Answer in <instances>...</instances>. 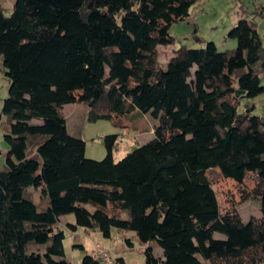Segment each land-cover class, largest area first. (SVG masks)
<instances>
[{"label": "trees", "instance_id": "trees-1", "mask_svg": "<svg viewBox=\"0 0 264 264\" xmlns=\"http://www.w3.org/2000/svg\"><path fill=\"white\" fill-rule=\"evenodd\" d=\"M199 1L15 0L7 16L0 0L11 121L0 264H71L67 231L81 228L133 232L144 264H264V115L241 108L264 92V41L241 9L228 33L236 49L220 50L197 28L202 47L176 46L171 26ZM171 45L163 64L159 47ZM71 103L85 104L89 121L151 113L154 137L116 160L119 135L109 134L106 156L88 158L82 134L69 133ZM213 172L235 182L241 203L257 200L261 216L246 222L235 203L223 209ZM29 188L41 189L44 210ZM66 215L74 221L63 226ZM82 264L102 263L95 253Z\"/></svg>", "mask_w": 264, "mask_h": 264}, {"label": "rangeland", "instance_id": "rangeland-1", "mask_svg": "<svg viewBox=\"0 0 264 264\" xmlns=\"http://www.w3.org/2000/svg\"><path fill=\"white\" fill-rule=\"evenodd\" d=\"M14 2L15 0H1L5 15H11ZM241 9L248 11L249 18L256 22L264 41V0H201L193 8V15L189 21H179L171 26L170 32L176 39V46L202 47V43H199L194 36V30L197 28L199 37L203 40L214 41L220 50L236 49L237 40L229 38L228 33L238 22ZM173 48V45L159 47V58L163 64H167L173 56ZM262 77L264 85V72ZM9 84V78L6 75L2 58H0V169L6 164L8 146L4 135L9 132L11 124L9 117L2 114V103L7 96ZM246 104L255 105L254 113L264 115V92L255 98H244L241 108L244 109ZM64 113L68 118L69 133L71 135L81 133L86 142V156L98 160L103 159L107 153L104 136L119 135V143L114 152L115 159L119 160L133 148L152 139L155 125L158 122L151 113L138 110L119 118V120L89 121L88 107L85 104H67L64 107ZM119 121L121 124L117 123ZM211 175L216 179L214 188L223 209H228L232 203H235L246 222H249L253 217L261 216L257 200L241 203L238 186L231 178H225L218 172H213ZM27 191L31 193L39 210H44L47 201L46 198L44 199L41 189L29 188ZM67 221H74V216H63L62 225H66ZM127 236L129 237L127 238ZM127 239L131 240V244L127 242ZM97 243L111 251L117 264H122L119 263V258H123L125 264L145 263V246L139 243L134 233L117 230H113L111 238L104 237L99 230L81 228L77 234L67 231L66 258L71 264H82L85 255L96 253ZM75 244L83 245L84 248L75 247ZM155 251L157 255H163L161 248H157Z\"/></svg>", "mask_w": 264, "mask_h": 264}, {"label": "built area", "instance_id": "built-area-1", "mask_svg": "<svg viewBox=\"0 0 264 264\" xmlns=\"http://www.w3.org/2000/svg\"><path fill=\"white\" fill-rule=\"evenodd\" d=\"M96 254L101 259L102 264H117V260L112 256L111 251L102 244H96Z\"/></svg>", "mask_w": 264, "mask_h": 264}, {"label": "crops", "instance_id": "crops-1", "mask_svg": "<svg viewBox=\"0 0 264 264\" xmlns=\"http://www.w3.org/2000/svg\"><path fill=\"white\" fill-rule=\"evenodd\" d=\"M79 231H77V232H75L74 234H77ZM129 236H127V238H128Z\"/></svg>", "mask_w": 264, "mask_h": 264}, {"label": "water", "instance_id": "water-1", "mask_svg": "<svg viewBox=\"0 0 264 264\" xmlns=\"http://www.w3.org/2000/svg\"><path fill=\"white\" fill-rule=\"evenodd\" d=\"M238 93H240V92H238Z\"/></svg>", "mask_w": 264, "mask_h": 264}]
</instances>
